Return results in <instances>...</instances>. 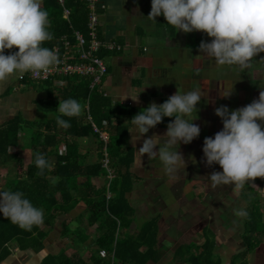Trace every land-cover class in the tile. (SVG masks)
<instances>
[{
	"label": "crops",
	"instance_id": "0c3cea01",
	"mask_svg": "<svg viewBox=\"0 0 264 264\" xmlns=\"http://www.w3.org/2000/svg\"><path fill=\"white\" fill-rule=\"evenodd\" d=\"M150 11L149 0H97L98 39L121 46L120 51H108L103 55L107 73L101 79L99 90L110 99L112 106L118 103L140 111L152 101L162 103L178 89L185 92L198 89L202 98L197 105L198 118L194 123L200 126L201 131L190 143L180 144L178 150L186 164L181 161L169 173L159 156L150 159L146 153L143 156L138 153L143 138L133 144L132 134L127 130L122 145L132 150L133 159L129 167L131 188L125 197L132 214L129 227L119 230V236L136 237L145 229L148 233L151 229L156 231L153 249L157 256L145 264H186L188 255L199 253L207 242L221 264H264V176L250 179L237 196L232 184L214 185L209 179L213 171H222V167L218 163L208 165L203 153L205 137L214 136L223 127L215 108L227 105L232 110L244 106L257 98L261 89L254 82L236 86V67L218 64L215 57L200 49L199 40L210 42L213 39L211 36L206 38L207 33L196 36L198 53H195V59L185 70L177 72L180 79L170 81L162 47L169 48L175 44H183L184 47L188 44V37L184 31L166 24L164 19L161 23L146 17ZM152 21L153 28L165 25L167 29L158 35L154 33L145 41L146 44L139 46V36L144 35L142 28L155 31L151 26L147 28ZM197 32L195 30L194 35ZM210 60L212 69L207 65ZM197 75L203 80L198 82ZM257 76L260 75L251 77ZM19 78V75H13L0 81V127L16 116L24 121H33L42 115L38 103L43 101L46 92L35 88L19 89ZM137 91H141L138 102L131 97L121 99ZM190 115L194 117L195 112ZM170 120L174 117H164L144 136L163 135ZM124 123L131 127V121L125 120ZM100 129L107 134L105 127ZM18 137V147L10 148L9 152L18 156L20 163L23 160L27 164L32 159V150L23 144L27 138L24 130ZM91 138L78 139L79 151L87 153L85 161L90 163L97 160V143H90L88 147L81 144ZM63 147L61 145V149ZM14 166L12 162L0 166V187L7 189L9 179L15 176ZM109 179L108 176L93 177L90 183L99 190L108 185ZM79 183L84 184V179H79ZM251 191L257 197L254 198ZM56 198L58 200V194ZM239 208L245 209L248 215H236L235 210ZM254 215L259 218L261 231L251 226ZM87 217L88 209L84 202L76 203L67 212H57L53 225H38L45 232L43 237L8 242V253L0 264H43L50 257L57 259L59 256L92 264L90 257L96 250L99 229L97 223L89 224Z\"/></svg>",
	"mask_w": 264,
	"mask_h": 264
},
{
	"label": "clouds",
	"instance_id": "9594fccd",
	"mask_svg": "<svg viewBox=\"0 0 264 264\" xmlns=\"http://www.w3.org/2000/svg\"><path fill=\"white\" fill-rule=\"evenodd\" d=\"M161 14L178 31L203 30L211 36L210 42L201 41L199 47L215 57L218 64L245 65L264 51V0H151V11L146 17L156 20ZM49 23V13L41 6V0H0V81L25 72L38 75L58 62V53L43 43L53 38ZM14 47L17 50L5 52ZM140 92L121 99L131 97L138 102ZM201 98L198 89L186 92L178 89L162 103L152 101L134 114L127 129L133 144L143 138L138 153L141 156L146 153L150 159L159 156L169 173L181 161L186 164L178 149L181 143H190L200 134V126L194 120L198 118ZM56 108L58 124L68 126L70 121L63 117L78 114L82 104L69 97L60 100ZM194 112L192 117L190 114ZM215 112L223 127L214 136L205 137L203 153L208 165L218 163L222 171H213L209 179L214 185L232 184L238 196L250 179L264 176V89L244 106L229 110L227 105H221ZM166 116L174 120L168 122L163 135L144 136ZM34 162L40 170L51 167L40 152ZM0 213L28 229L44 220L43 209L34 205L23 191L3 187H0ZM235 213L248 215L243 208Z\"/></svg>",
	"mask_w": 264,
	"mask_h": 264
},
{
	"label": "trees",
	"instance_id": "16d2710c",
	"mask_svg": "<svg viewBox=\"0 0 264 264\" xmlns=\"http://www.w3.org/2000/svg\"><path fill=\"white\" fill-rule=\"evenodd\" d=\"M41 6L49 13L48 27L53 34L51 40L43 42L44 46L61 47L63 37L74 45L75 32L81 34L85 42H89V11L84 3L79 0H63L62 4L58 0H41ZM64 9L68 10L67 18L63 17ZM120 48L121 46L112 50L101 48L96 54L103 60L106 52L120 51ZM14 50L17 49H5V52ZM28 75L29 73L25 72L19 78L18 87L31 88L29 83H33L38 89L46 92V96L38 103L42 112L40 118L24 121L16 116L0 127V166L6 165L7 162L15 164V176L9 179L7 189L23 191L34 205L42 208L43 224L47 226L53 225L57 212H67L76 203L84 202L88 209V223H97L99 229L95 242L96 250L90 257L92 264H109L108 258L99 256L100 249H104L108 254L113 253L112 264H145L149 260H155V230L151 229L150 233L146 229L141 230L136 237L119 236V230L129 227V217L132 214L125 195L131 188L129 167L133 154L130 148L122 145L128 130V124L124 122H129L139 110L118 103L112 106L110 99L99 90L98 86L102 80L98 85L90 87V78L87 76H56L31 80ZM56 81L61 84H56ZM69 97L79 100L82 109L78 114L64 116V119L70 121L68 126H64L56 120V107L60 100ZM92 126L100 131V128L105 127L107 141H103ZM23 130L27 136L23 144L32 150V159L27 164L23 160L20 163L19 157L9 152L10 148L18 147V136ZM87 137H92L97 143V160L91 163L85 161L87 153L81 154L79 151L78 139ZM61 145L64 146L62 149ZM37 152L45 154L51 167L40 170L36 166L34 161ZM105 154L108 160L106 166L103 165ZM109 172L113 177L109 179L106 187L97 190L91 186V178L108 176ZM82 178L84 184L79 183ZM108 193L111 195L106 198ZM44 235L45 232L38 225H33L30 229L22 228L0 213V260L8 253V242L37 239ZM247 241L252 244L250 240ZM211 248L210 243H205L199 253L188 255L186 264H221ZM62 257H50L43 264H85L82 260L73 261Z\"/></svg>",
	"mask_w": 264,
	"mask_h": 264
},
{
	"label": "built area",
	"instance_id": "2783aa9c",
	"mask_svg": "<svg viewBox=\"0 0 264 264\" xmlns=\"http://www.w3.org/2000/svg\"><path fill=\"white\" fill-rule=\"evenodd\" d=\"M84 3L89 11L88 14V36L89 42H85L81 34L75 32L76 44H70V42L63 37L61 41V47L55 46L53 49L58 53V62L51 66L47 71H43L38 75H34L32 72L29 73L31 80H44L49 77L55 78L56 76H87L90 78V87L98 85L103 76L107 73V66L104 61L96 54L101 48L106 50H112L114 48L119 49L120 46L113 42H103L97 38V26H98V14L96 12L97 0H79ZM59 3H63V0H58ZM104 8V6H101ZM68 10L64 9L63 17L67 18ZM21 77V76H20ZM56 84H61L60 81H56ZM85 109L87 106L85 105ZM105 124V122H103ZM94 132H98L100 138L103 141H107V134L98 130L95 126H92ZM108 160L103 162V165H107ZM112 178L111 172L108 175ZM110 194L106 195L109 198ZM99 256L101 258H108L109 264L113 262V253L108 254L104 249L99 250Z\"/></svg>",
	"mask_w": 264,
	"mask_h": 264
},
{
	"label": "rangeland",
	"instance_id": "374dc122",
	"mask_svg": "<svg viewBox=\"0 0 264 264\" xmlns=\"http://www.w3.org/2000/svg\"><path fill=\"white\" fill-rule=\"evenodd\" d=\"M150 1L151 0H149V3H150ZM163 19L165 20V22L167 24V21L162 14L157 16L156 20H154V21L155 22L160 21L161 23H163ZM150 26L153 28V21L149 23V26H147V28H149ZM153 29H155V31L153 30V32H150V28L149 29L142 28L144 35L139 36V38L141 39V41L138 42L139 46L146 44L145 41L146 40L148 41V37H152V35L154 33H156L157 35L161 34V32H163L164 29H167V27L164 25V26H160V27L157 26V28L155 27ZM201 33L205 34L206 32L203 30H198L196 35H194V31L187 32L186 37H188V39H186V42H188V44H186V46H184V47H183V44H180V45L175 44L176 46L174 45V46L169 47V48L162 47V57L164 59V62L166 63L167 67L165 69H167V76H168L170 81H172L174 79L175 80L180 79L179 76L176 75L177 72L181 71V70H185L186 69L185 67L189 66V64L192 63V62L191 63H189V62L191 60L195 59L194 58L196 56L195 53L196 54L198 53V48L195 49L197 46V42L195 41V38H198V37H196L197 35H202ZM205 37L210 38L209 35H205ZM199 41H202V40H199ZM209 41H211V40H209ZM193 52H194V54H193ZM211 64H212L211 60L209 62H207V65L211 67L209 69H212ZM157 65L160 66V64H157ZM233 65L236 67V70H237L234 73L236 86H241V85L245 86L246 84L251 85L254 82L256 85H259V89L264 88V67H263V65H264V51H261L260 53H257L256 55H254L250 59V61L245 65H240V64H233ZM260 67H263V68H260ZM158 68L163 69L162 67H158ZM224 68H226V67H224ZM260 69H261L262 74H260ZM203 74H204V70H203V72H201L200 77H202ZM253 75H260V76L251 77ZM200 77L197 75L196 80H198V82L200 80H203ZM169 80L167 79V81H169ZM29 86L31 87V89L32 88H35V90L38 89V87H36V85H33V83H29ZM19 89H21L20 86H19ZM90 143L93 144L96 142L94 141L93 138H91L90 141H84V143H82L81 146L88 147L90 145ZM80 149H82V148L80 147ZM47 179L49 180L50 176L47 177ZM250 193H253V192L251 191ZM252 196L254 198L257 197V195L255 193H253ZM253 218H254V220L251 222V226L255 230L257 229V231H261V229H260L261 223L259 222V218L256 215H254ZM248 223H250V222H248ZM248 225H247V229H248Z\"/></svg>",
	"mask_w": 264,
	"mask_h": 264
}]
</instances>
